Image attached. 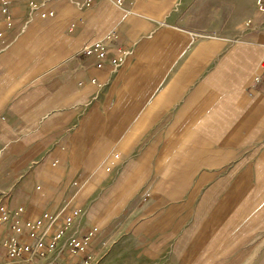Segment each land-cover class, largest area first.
Returning a JSON list of instances; mask_svg holds the SVG:
<instances>
[{
  "label": "crops",
  "instance_id": "crops-1",
  "mask_svg": "<svg viewBox=\"0 0 264 264\" xmlns=\"http://www.w3.org/2000/svg\"><path fill=\"white\" fill-rule=\"evenodd\" d=\"M201 1H60L22 28L13 0L26 30L0 52V202L25 219L79 208L69 233L97 223L104 246L118 220L132 264H264V0H223L230 34ZM96 41L118 68L81 54Z\"/></svg>",
  "mask_w": 264,
  "mask_h": 264
},
{
  "label": "built area",
  "instance_id": "built-area-1",
  "mask_svg": "<svg viewBox=\"0 0 264 264\" xmlns=\"http://www.w3.org/2000/svg\"><path fill=\"white\" fill-rule=\"evenodd\" d=\"M13 0H0V52L8 46L7 36L13 32L14 18L9 8ZM16 1V0H14ZM23 3L25 19L22 28L29 22L40 19L45 20L54 16L55 4L60 1H67L79 9L88 6L91 0H17ZM127 0H115V5L121 7ZM257 6L262 10L260 0ZM73 27V25L71 26ZM81 54L93 56L96 60L95 67L102 69L106 66L112 70L119 67L121 59L109 57L106 42L96 41L86 44L81 49ZM92 83L95 80H91ZM39 189L38 187L36 188ZM81 210L71 209L61 219L58 213L53 210L42 212L34 218H23L24 208L19 206L10 211L5 203L0 202V226L7 223V231L2 238L4 249V261L0 258V264H35L36 261L45 259L49 253L57 250L59 243L64 241V246L74 258L83 257L79 264H91L89 262L88 248L93 236V230L85 235L69 233L75 221L81 218ZM60 251L55 253L59 257ZM60 263L59 261L48 262V264Z\"/></svg>",
  "mask_w": 264,
  "mask_h": 264
},
{
  "label": "rangeland",
  "instance_id": "rangeland-1",
  "mask_svg": "<svg viewBox=\"0 0 264 264\" xmlns=\"http://www.w3.org/2000/svg\"><path fill=\"white\" fill-rule=\"evenodd\" d=\"M92 2L93 0H91V3ZM200 5H202L199 11L200 18L203 21H205V20H208V18L210 17V20L215 21V26L213 29L214 32H217L219 34H230L232 31L235 30L234 26L237 22V19L235 18L238 15V12L230 11L229 7H227L223 3V0H217L216 7L215 6L209 7V3L207 2V0L201 1ZM191 14L192 13L190 12L189 7L187 9L183 8L182 10L177 12V19L189 17ZM25 30L18 28L17 31L11 32L12 33V36H11L12 43H15L18 40V38H20V36L24 34ZM50 209L51 208H47L43 210V212L50 210ZM71 209L73 208H70V210ZM80 219L75 221L76 223L73 227L74 229H79L80 226L82 225ZM116 223H118V220L111 222L108 228V231H107V235H106L107 237L106 238L104 237L106 246H104L103 243H99V240H98L100 239L99 237L100 229L98 228L99 225L95 223L93 227H96V228L90 229L91 231L93 230L92 231L93 236L91 238V243L88 248V256L90 257L89 262L91 264H132V245L129 244L127 240L121 245H118L116 247H114L112 244V241H111L112 234H113L112 228L113 226L116 225ZM7 226H8L7 223L0 226V239L1 240L3 238V235H5L7 231ZM57 247H58L57 250H55L53 253H49L47 258L42 259V262L41 260H38L35 262V264H41L44 262H52L53 260L57 262L59 261L60 263L68 262L69 264H79L81 262V259H83V257L74 258L71 254H69V252L64 246V241L59 243ZM59 251H60L59 257L55 256V253H58ZM3 256L0 257L2 259V262L4 261Z\"/></svg>",
  "mask_w": 264,
  "mask_h": 264
}]
</instances>
